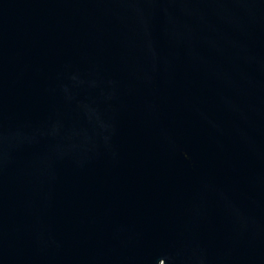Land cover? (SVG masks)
I'll use <instances>...</instances> for the list:
<instances>
[{
    "label": "water",
    "instance_id": "1",
    "mask_svg": "<svg viewBox=\"0 0 264 264\" xmlns=\"http://www.w3.org/2000/svg\"><path fill=\"white\" fill-rule=\"evenodd\" d=\"M0 264H264V0H0Z\"/></svg>",
    "mask_w": 264,
    "mask_h": 264
}]
</instances>
